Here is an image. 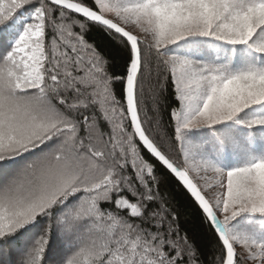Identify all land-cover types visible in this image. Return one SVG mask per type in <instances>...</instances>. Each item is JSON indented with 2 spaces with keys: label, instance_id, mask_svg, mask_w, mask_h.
<instances>
[{
  "label": "snow or ice",
  "instance_id": "snow-or-ice-1",
  "mask_svg": "<svg viewBox=\"0 0 264 264\" xmlns=\"http://www.w3.org/2000/svg\"><path fill=\"white\" fill-rule=\"evenodd\" d=\"M0 264H264V0H0Z\"/></svg>",
  "mask_w": 264,
  "mask_h": 264
},
{
  "label": "trees",
  "instance_id": "trees-1",
  "mask_svg": "<svg viewBox=\"0 0 264 264\" xmlns=\"http://www.w3.org/2000/svg\"><path fill=\"white\" fill-rule=\"evenodd\" d=\"M93 34L95 35V33ZM163 118L165 120L168 119L166 110L163 113ZM158 175L161 176L159 192L169 201L171 207L177 209L180 218V226L186 228L193 221L198 223V213L184 189L174 178L162 169H158ZM199 237L205 260H211L216 252L215 241L211 231L206 228L201 229L199 231ZM17 259H20V257L18 256Z\"/></svg>",
  "mask_w": 264,
  "mask_h": 264
},
{
  "label": "rangeland",
  "instance_id": "rangeland-1",
  "mask_svg": "<svg viewBox=\"0 0 264 264\" xmlns=\"http://www.w3.org/2000/svg\"><path fill=\"white\" fill-rule=\"evenodd\" d=\"M237 250H238V253H240V252L242 251V250H241L239 247H238V249H237Z\"/></svg>",
  "mask_w": 264,
  "mask_h": 264
}]
</instances>
